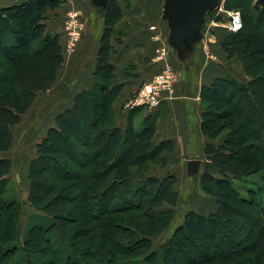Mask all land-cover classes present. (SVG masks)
Segmentation results:
<instances>
[{
    "label": "trees",
    "instance_id": "16d2710c",
    "mask_svg": "<svg viewBox=\"0 0 264 264\" xmlns=\"http://www.w3.org/2000/svg\"><path fill=\"white\" fill-rule=\"evenodd\" d=\"M64 1L23 0L0 7V33L8 28L9 35H13L9 41L0 43V150L9 149L13 139L12 126L22 122L39 91L54 85L58 70L64 64L60 34L49 31L45 21L47 12L59 8ZM230 1L225 3L227 9H230ZM258 4L262 10L256 16L251 14L249 5L243 4L239 8L245 15L250 14L252 21L261 22L264 20V0ZM122 16L119 3L109 0L105 10L107 31ZM106 35L103 37L105 43L99 49L94 84L77 92L73 103L56 115V125L48 130L38 144L37 155L30 161L28 200L36 211L47 214L31 216L34 223L28 230L25 244L37 255L34 264H50V259H43L41 245L49 243L51 235L48 233L52 230H56L54 233L62 243L66 240L65 235L70 236L69 247L77 248L79 254L84 255L77 258L70 253L67 264H96L93 260L99 258L100 250L101 254L105 252L111 239L115 246L114 238L110 239L115 226H121L124 231L121 236L126 232L132 234L135 229L144 231L145 225L148 227L147 223L139 226L134 216L127 226L122 217H115L120 211L121 214L126 210L140 211L136 201L141 191L148 190L147 184L155 185L154 190L164 187L163 193L158 191L156 194L158 209L145 213L151 222L160 220L164 212L159 208L166 201H172L170 191L177 194L173 188L176 174L135 176V166L147 172L155 160L165 164L167 155L163 154L172 153L175 144L171 139L155 140L156 113H144L142 129L135 128L133 118L144 111L143 107L127 113L124 127L118 124L114 103L122 83L117 81L116 66L111 59V35ZM223 46L229 54L246 58L251 79L245 84L228 77H217L201 88V99L206 103L201 127L210 141L204 145L206 161L199 173L200 184L216 197L218 208L208 214L189 210L178 229L197 245L210 240L212 248L208 252L200 251L198 256L188 255L181 249L183 243L174 242L172 236L161 244L162 249H169L153 264H165L166 260L169 264H228L237 260L240 264H264V205L255 195L251 198L235 195L237 192L230 183L232 176L242 179L264 172V150L255 147L237 158L246 142L250 146L254 144L250 138L236 125H228L229 131L224 137L216 132L223 126L219 120L235 114L247 123L251 138L264 139V36L241 34L237 30L225 36ZM104 48L107 49L104 51ZM12 166L11 158L0 156V209L5 212V219L0 221V261L10 251L18 249L9 244L17 238L15 231L22 203L3 201L2 198L7 191ZM58 171L61 176H56ZM134 177L142 180L136 189L132 187ZM119 199L122 201L117 203ZM165 213L169 215L168 220L157 231L146 229L148 237L168 226L173 214L169 209ZM79 214L82 217L78 218ZM98 231H104V236L99 238ZM142 236L135 239L136 248L150 245L148 238ZM23 250L26 264H31L33 260L28 251ZM48 250L52 264L57 263L58 250L54 246ZM176 252L182 257L175 255Z\"/></svg>",
    "mask_w": 264,
    "mask_h": 264
},
{
    "label": "rangeland",
    "instance_id": "374dc122",
    "mask_svg": "<svg viewBox=\"0 0 264 264\" xmlns=\"http://www.w3.org/2000/svg\"><path fill=\"white\" fill-rule=\"evenodd\" d=\"M87 1L90 6V13H92L91 18L89 19L88 17V23L86 19L88 15L87 11H85V9H82L83 6H79L76 0L71 5H66L63 3L61 12L54 13L53 11H51L49 16L46 17L45 21L47 23V28L49 31H51L50 28L52 29L55 27L56 24H59L60 20L62 21L63 30L61 31L60 29L58 30V32H51L60 34L61 41L64 44V47H66V51H64V60H67L68 58L73 56V54L78 48L79 42L82 38H85V36L88 37L85 45L87 46L89 51L92 50V57H98L99 49L101 45L105 43V39L103 41V37L106 34L107 37L111 35L109 37L110 43L112 45V48L110 50L111 56L115 51H118L117 47L118 49H122V35H127V38L124 41H128V44L135 43V45H140L137 44L138 41H144V39H146L143 35L146 23H155V21H157L159 17L161 18V15L164 11L163 0H116L123 11V16L115 25H113L112 29H108L109 31H107L108 24L105 20L106 8L101 4H95V2L92 0ZM226 1L227 0H219V6L208 11L206 15V24H204L203 26L202 38L194 44L198 47V50L196 51V56L202 55L204 56V61L207 60L209 63L213 64V68L211 70H213L214 78H217V76L219 77L220 75V77H228L231 79H235L236 81H239L241 83L247 84L250 81L251 76L248 70L246 69V58L236 53L229 54L223 46L225 36L231 32H234L228 27V25L230 24L231 16L226 10L240 11L241 25L238 31H240L241 34L252 33L264 36V20H262L261 22H254L252 21V18H250V14L245 15L239 8L243 4L249 5L251 7V14L253 13L255 16L259 15L262 10V7L258 3L261 0H231L230 9H227L225 7ZM84 2L87 3L86 0H84ZM74 13H77L78 16H74ZM94 17L95 19L93 21L92 19ZM74 26L80 29V34L75 44L74 52L69 53L67 51V43L70 39L68 29ZM98 26H104V28H102L103 30L100 29L97 33ZM161 26L162 36L157 40L155 39L159 44L158 49L161 46H167L170 48L171 30L166 23ZM9 34L11 33L8 28H5L4 33H0L1 44L4 43V41L7 42L13 38V35ZM144 46L135 47H139L138 50L140 51L143 50L141 48H144ZM106 49L104 48L103 50L105 51ZM192 54L195 55L194 53ZM199 61L200 60H198V62ZM168 62H164V67L160 70L159 73L165 71V67L169 66L173 71L174 78L172 85H174L179 77V69L174 68L171 63L167 65L166 63ZM203 62L197 64V66L194 67V70L198 72L199 75L204 66ZM84 68L85 66L83 67V69ZM107 73L108 75H110L109 72ZM85 74L78 73L76 75L77 77H84ZM157 74H154V76H152L149 80L142 82L141 85L143 83L152 81L155 78V75ZM199 75L197 76V78L199 77V80L203 81L204 78H201ZM74 79L78 80L79 78L76 79L74 77L70 78L69 80H64V76L60 68L58 73V82L47 91H39L35 95V99L32 105L23 115L22 122L18 125L12 126L11 130L13 134V139L9 149L0 150V156L11 158L13 164L12 170L9 174V183L7 191L4 192V194L2 195L3 201L17 200L21 201L22 203V208L17 220V226L15 231L17 238L15 240H12L9 244L10 247L14 246L18 247V249L16 251L12 250L10 251V253L3 256V259L2 261H0V264H26L25 253L23 249L28 251V256H30V259L33 260L31 264H34V258H37V255L32 252L30 246L27 243L25 244V242L27 241L28 230L32 227L34 223V220L33 218H31V216L34 214H37L39 216H47V214L41 211H36L31 206L28 200V192L30 185L28 173L30 161L37 155L38 144L46 136L48 130L52 126L56 125V115L73 103L74 99L71 102V97L72 94L75 93L76 88H74L71 83ZM202 106L204 109L206 107V103L202 102ZM143 110V112L138 113L133 118L135 128L138 130L142 129L143 114L148 111L146 108H143ZM122 113L123 114L120 115L119 119H121L124 115L127 114L123 111V109ZM219 121V123H223V126L218 127V129H216V132H220L221 137H224L228 133V125H236L237 127H239V129H241V131H243V134L250 138V141L254 143L252 146H250L249 142H246L245 146L243 145V147H241V151L237 158L241 157V155H243L246 151L255 150V147L260 150H264V139L255 140L254 138H251L252 136L249 133V126L237 115L233 114L232 116L227 117L226 119H221ZM201 132V137L204 139L205 143L210 141L209 136L202 130V127ZM156 133L155 136L157 135ZM170 154L164 152L163 155H167V162L165 164H161L159 162V159L151 162L150 168L147 170V172L140 170V167L135 166L133 168L135 176L145 174L148 176L150 175L163 177L168 173L176 174L177 180L174 183L173 188L174 193L177 194L173 195V192L170 191L171 194L167 192L169 194V199H171L172 201H166L163 204V207L159 208L161 209V212H164L161 214L162 217L159 218L160 220H157V222H151V218L147 217L145 213L146 211L152 212L158 209L157 207L159 201L156 198V194L158 191L162 192L164 190V187H161L160 190H154L156 186L154 185V187H152L153 184L149 183L147 184L148 190L146 191L149 194L146 196V194L144 195V193L146 192L143 193L141 191L136 201L140 206V211L130 210L126 212V210L122 214L120 213L121 211L115 214V217L119 215L125 220L126 226L127 223H131L130 218L134 216L135 218H137L136 222L139 226L141 224L147 223L148 227L145 225L144 231H138L135 229L133 230L132 234L131 232H126V234H122L121 236V233L124 231L122 230V228H120L121 226H115V230L110 233V239L114 238L115 246L112 242L113 239H111V244H109V246H106L105 252H103V254H101L100 250L99 258L93 260L94 263L106 264L112 262L113 264H153L154 261H156L157 259H162V252H165L169 249L168 247L162 249L161 244L167 241V239L172 236L175 237V239L173 240L174 242L180 241L183 243L181 249L183 248L182 250L185 251L186 254L188 253V255L198 256L200 251L208 252L211 250L212 244L210 240H205L203 243H199L197 245L191 242L183 231L178 229L183 224L185 214L189 210H195L203 214H208L211 211H216L218 208L217 199L214 195L204 190V188L201 186L200 174L187 178L186 170L184 171V165H180L179 163L175 165H168V159ZM202 158L204 161H206L205 153L202 155ZM71 172L74 171L72 170ZM61 175V171H58V174L56 176ZM133 181L134 185L132 187L135 189L138 185H141L139 183H142L141 178L137 177H134ZM230 183L237 192L235 193V195L244 196L246 198H251L255 195L257 199H259V201L262 203V205H264L263 171L260 173L248 175L242 179H237L232 176ZM251 190H255L257 193H252ZM126 191H128V189ZM120 199L117 200V203H119V201H122ZM152 208L153 210H150ZM167 209L172 211L173 214V217L172 219H170L168 226L162 229L161 232H158L154 235H149L148 237V235L146 234V229L157 231L161 227L160 225H162L163 222H166V219L168 220L169 215L165 213ZM0 211V221H3L5 219V212L3 211V209H0ZM80 217H82L81 214H79L78 218ZM55 231L52 230L50 233H48V235H51V240H49V243H42L41 245V247L44 249V257L42 256L43 259L47 261H49L50 259L49 263L52 264L50 257L51 253L48 248L53 246L58 250L59 253L58 262L54 264H67V262L69 261L68 256L70 253H72V255L77 258L84 257V255L79 254L77 248L74 250L73 248L69 247L71 243L70 236L65 235L66 240L62 243L61 241H59L60 238L58 237V235L54 233ZM97 233L99 234V238L104 236V231H98ZM140 235H143L142 237L148 238L147 240L150 242L149 246H137L136 248L135 239H138ZM89 239H91V237ZM144 243L146 244V241ZM175 255L181 256V254L178 252H176ZM244 260L245 259H242L241 261ZM88 261H90V259H88ZM239 262L240 260H237L235 262H229L228 264H240ZM41 264H45V262H42ZM165 264H169V261L166 260Z\"/></svg>",
    "mask_w": 264,
    "mask_h": 264
},
{
    "label": "crops",
    "instance_id": "0c3cea01",
    "mask_svg": "<svg viewBox=\"0 0 264 264\" xmlns=\"http://www.w3.org/2000/svg\"><path fill=\"white\" fill-rule=\"evenodd\" d=\"M21 1L23 0H0V7L20 3ZM72 1L73 0H65L64 4L71 5L75 0L73 2ZM76 1L78 2L77 4L79 6H83L82 9L87 11L88 15L86 19L88 23V20L92 16V13H90L91 10H89L90 6L88 1L86 0L87 3H85L84 0ZM163 4L165 6L164 0ZM62 5L55 10H49L47 12V16H49L51 11L54 13L61 12ZM94 19L95 17L92 20L94 21ZM165 20L167 19L164 17L163 11L161 18L159 17L155 23H146L145 31L143 32V35L146 39H144V41H138L137 44L140 45H135V43L128 44V41H124L126 40L127 35H122L123 47L122 49H118L117 47L118 51H115L111 58L113 64L116 66L117 81L122 83V89L114 103V111L118 124L121 127H124L127 123V114L119 119L120 115L123 114V104L141 85V83L149 80L152 76H154V74L159 73L164 67V62L169 61L168 64L171 63L174 68L179 69L178 80L173 85L172 91L170 93H166V97L162 101L161 106L152 110H148L146 113H156L158 116L156 131L157 135L155 136V140L157 142L165 139H171L174 141V150L169 156L168 165H175L178 163L180 165H184V171L186 170L187 176V164L190 159L198 158L204 161L202 155L204 154L205 141L201 137V121L203 112L201 88L204 84L212 83L215 78L213 77V70H211L213 68V64L209 63L207 60L204 61V56L202 55L196 56V51L198 50L196 45L187 47L186 49L184 48L181 53L176 50L173 51L167 61H163L158 57L159 44L156 40L162 36L161 25L166 23L170 28L168 20ZM204 24H206V18ZM102 28H104V26H98L97 33ZM60 29L61 31L63 30V24L61 20L59 24L55 25L54 28H50L51 31L55 32H58ZM87 38L88 37L85 36V38L81 39L76 52L73 54V56L67 60H64L63 67L61 68L64 80H69L70 78L74 77L76 79L79 78L78 80L74 79L71 83L72 86L76 88L75 93L72 94L71 102L73 101L77 92L91 87L95 81V70L97 67L98 57L91 56L92 50L89 51L85 45ZM135 46H144V48H141L143 50L139 51V47ZM64 51H66V47H64ZM198 60L200 61L198 62ZM202 62L204 63V66L199 75V73L194 70V67ZM84 66L85 68L83 69ZM78 73L86 74L84 77H77L76 74ZM198 75L201 78H204V80L200 81L199 77L197 78ZM206 79L210 80L208 81ZM57 82L58 74L54 85Z\"/></svg>",
    "mask_w": 264,
    "mask_h": 264
},
{
    "label": "water",
    "instance_id": "95a60500",
    "mask_svg": "<svg viewBox=\"0 0 264 264\" xmlns=\"http://www.w3.org/2000/svg\"><path fill=\"white\" fill-rule=\"evenodd\" d=\"M105 8L109 0H92ZM164 17L171 28V53L191 47L202 38L205 18L210 9L219 6V0H164ZM203 161L193 158L187 164V176H196Z\"/></svg>",
    "mask_w": 264,
    "mask_h": 264
},
{
    "label": "built area",
    "instance_id": "2783aa9c",
    "mask_svg": "<svg viewBox=\"0 0 264 264\" xmlns=\"http://www.w3.org/2000/svg\"><path fill=\"white\" fill-rule=\"evenodd\" d=\"M228 11L231 16L230 24L228 27L232 31H237L241 25L240 21V11ZM74 16H78L77 13H74ZM73 16V17H74ZM70 29V30H69ZM69 40L67 43V51L72 53L75 49V44L79 38L80 29L76 26L69 28ZM171 54V49L167 46H161L158 50V57L163 61H167ZM168 65V63H166ZM173 71L167 66L165 71L155 75V78L150 81L140 85L126 100L123 104V111L128 113L130 110H133L138 107L146 108L147 110H152L161 106L162 101L166 97V93H170L173 88Z\"/></svg>",
    "mask_w": 264,
    "mask_h": 264
},
{
    "label": "bare ground",
    "instance_id": "6f19581e",
    "mask_svg": "<svg viewBox=\"0 0 264 264\" xmlns=\"http://www.w3.org/2000/svg\"><path fill=\"white\" fill-rule=\"evenodd\" d=\"M72 52H74V50H73ZM201 167H202V166H201ZM200 172H201V169H200ZM200 172H199V173H200ZM199 173H198V174H199ZM198 174H197V175H198ZM197 175H196V176H197Z\"/></svg>",
    "mask_w": 264,
    "mask_h": 264
}]
</instances>
